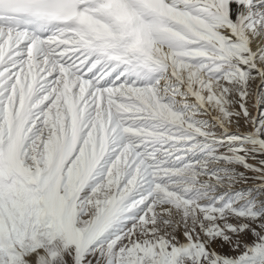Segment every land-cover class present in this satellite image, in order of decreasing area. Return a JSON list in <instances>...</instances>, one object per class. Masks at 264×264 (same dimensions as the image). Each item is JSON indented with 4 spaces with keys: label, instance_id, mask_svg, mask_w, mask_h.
Listing matches in <instances>:
<instances>
[{
    "label": "snow or ice",
    "instance_id": "snow-or-ice-1",
    "mask_svg": "<svg viewBox=\"0 0 264 264\" xmlns=\"http://www.w3.org/2000/svg\"><path fill=\"white\" fill-rule=\"evenodd\" d=\"M0 264H264V0H0Z\"/></svg>",
    "mask_w": 264,
    "mask_h": 264
},
{
    "label": "rangeland",
    "instance_id": "rangeland-1",
    "mask_svg": "<svg viewBox=\"0 0 264 264\" xmlns=\"http://www.w3.org/2000/svg\"><path fill=\"white\" fill-rule=\"evenodd\" d=\"M242 187H245V188L253 187V183L250 182L249 184H247V185H243Z\"/></svg>",
    "mask_w": 264,
    "mask_h": 264
}]
</instances>
